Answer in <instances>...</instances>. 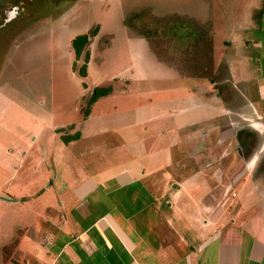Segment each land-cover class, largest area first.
<instances>
[{
	"label": "crops",
	"instance_id": "obj_1",
	"mask_svg": "<svg viewBox=\"0 0 264 264\" xmlns=\"http://www.w3.org/2000/svg\"><path fill=\"white\" fill-rule=\"evenodd\" d=\"M258 1L244 17L216 27L221 57L215 65L223 66V72L215 71L217 78L176 68L180 79L192 83L180 84L186 94L180 103L156 108L164 116L162 126L173 118L166 128L173 138L165 147L131 145L127 163L109 169L102 164L104 146L89 164L79 166L68 150L76 147L81 129L58 142L56 131L71 123L57 124L55 112L50 115L55 119L46 148L49 164L42 167L40 178H0V215L7 216L3 222L19 216L2 231L31 227L28 237L45 264H264V208L246 204L243 187L250 178H226L240 166L230 145L234 140L249 145L239 134L249 128L264 136V0ZM7 65L0 67V108L11 101L1 81ZM111 94L100 97L93 108ZM83 96L79 94L81 102ZM157 112L142 115L150 122L159 117ZM99 116L92 111L86 119ZM244 119L252 124L244 126ZM16 150L23 160L27 148L18 145ZM215 163L220 167L217 178H207ZM52 168L58 174L53 176ZM157 170L161 175L150 178ZM226 188L234 190L232 196ZM40 199L42 209L34 206Z\"/></svg>",
	"mask_w": 264,
	"mask_h": 264
},
{
	"label": "rangeland",
	"instance_id": "obj_2",
	"mask_svg": "<svg viewBox=\"0 0 264 264\" xmlns=\"http://www.w3.org/2000/svg\"><path fill=\"white\" fill-rule=\"evenodd\" d=\"M256 2L259 3L258 0H75L58 13L41 12L39 20L26 23L5 40L0 56V67L8 64L1 81L11 98L0 108V178L6 176L13 181L30 175L40 178L42 167L49 164L48 159L45 161L46 148L53 129L50 121L55 118L57 124L71 123L56 131L58 142L81 129V138L73 144L76 147L68 150V154H73L72 162L79 166L89 164L98 155V148L104 146L108 147L103 150L102 164L109 169L127 163L131 145L165 147L173 138L166 130L173 118L162 126L164 116L160 117L156 108L176 105L185 99L180 84L192 80L180 79V74L199 73L217 78L215 71L222 68L223 72V66L215 65V60L221 57L216 48L219 40L216 43L214 40L216 27L230 25L232 18L241 17ZM94 30L77 58L72 40ZM85 65L87 73L82 76L80 70ZM97 86L111 87L112 94L101 98L94 109L89 99ZM80 93L84 95L82 102ZM92 111L100 116L87 120ZM144 111H156L159 117L149 122L142 115ZM30 112L40 117L32 119ZM53 113L55 118L50 117ZM244 122V126L252 124L251 120ZM251 136L247 147L237 140L230 145L240 166L232 168L226 178H250L243 187L249 198L246 204L264 208V136L259 138L262 142L255 152L258 140L256 134ZM18 145L27 148L23 160L17 157L22 155L16 150ZM255 154V164L246 170ZM145 160L156 167L155 160L149 157ZM215 165L207 178H217L214 174L220 167L219 163ZM52 171L53 176L58 174L55 168ZM161 172L157 170L150 178ZM233 191L224 190L231 196ZM4 206L1 208L5 209ZM34 206L42 209V199ZM14 216L4 223L7 216L0 215V264H45L38 260L37 248L29 238L31 227L15 228L7 234L2 231L16 224L19 216Z\"/></svg>",
	"mask_w": 264,
	"mask_h": 264
},
{
	"label": "flooded vegetation",
	"instance_id": "obj_3",
	"mask_svg": "<svg viewBox=\"0 0 264 264\" xmlns=\"http://www.w3.org/2000/svg\"><path fill=\"white\" fill-rule=\"evenodd\" d=\"M75 0H0V56L5 40L45 11L58 13ZM43 12V13H41Z\"/></svg>",
	"mask_w": 264,
	"mask_h": 264
},
{
	"label": "trees",
	"instance_id": "obj_4",
	"mask_svg": "<svg viewBox=\"0 0 264 264\" xmlns=\"http://www.w3.org/2000/svg\"><path fill=\"white\" fill-rule=\"evenodd\" d=\"M262 13V11L259 13V14H261ZM96 32V30H94V31H91V32H89V33H85V34H79V35H77L73 40H72V45H73V47H74V49H75V53H76V57L78 58V57H80L81 55H82V53H83V51H84V49L86 48V46H87V44L89 43V40H90V36H91V34H94ZM187 34V33H186ZM86 59H88L89 58V54H88V52H86ZM86 69H87V65H85L84 67H82L81 68V70H80V74L82 75V76H86ZM110 91H111V87H99V86H97L95 89H94V91H93V93H92V95H91V97H90V99H89V103L90 104H93L95 101H97L100 97H102V96H105V95H107V94H109L110 93ZM256 134V140H258L257 141V143L259 142V138H260V136L259 135H257V133L256 132H254V131H252V130H249V128H247V129H245V130H243V132L241 133V134H239V138L241 137V139L243 140V142L245 141V142H247L246 144L248 145V143H249V145H250V142H251V140H250V138H252V134ZM256 143V144H257Z\"/></svg>",
	"mask_w": 264,
	"mask_h": 264
}]
</instances>
